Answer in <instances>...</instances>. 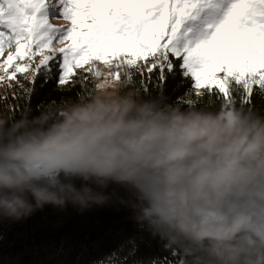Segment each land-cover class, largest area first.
<instances>
[{
    "label": "clouds",
    "instance_id": "clouds-1",
    "mask_svg": "<svg viewBox=\"0 0 264 264\" xmlns=\"http://www.w3.org/2000/svg\"><path fill=\"white\" fill-rule=\"evenodd\" d=\"M113 200L186 264H264V108L112 80L62 118L0 115V218Z\"/></svg>",
    "mask_w": 264,
    "mask_h": 264
},
{
    "label": "snow or ice",
    "instance_id": "snow-or-ice-1",
    "mask_svg": "<svg viewBox=\"0 0 264 264\" xmlns=\"http://www.w3.org/2000/svg\"><path fill=\"white\" fill-rule=\"evenodd\" d=\"M105 66L186 106L264 108V0H0V107L87 92ZM149 264L186 260L163 246Z\"/></svg>",
    "mask_w": 264,
    "mask_h": 264
},
{
    "label": "trees",
    "instance_id": "trees-1",
    "mask_svg": "<svg viewBox=\"0 0 264 264\" xmlns=\"http://www.w3.org/2000/svg\"><path fill=\"white\" fill-rule=\"evenodd\" d=\"M96 90V80L87 92L79 86L57 89L48 85L40 104L24 105L17 111H9L6 105L0 107V115L9 123L37 111L62 118L77 99L86 101ZM180 94L167 93L172 100ZM209 102L219 106L207 97L199 104ZM87 182L75 181L77 185ZM118 191L127 196L124 189ZM163 246L158 237L137 226L130 210L118 200L82 213L71 205L64 209L46 205L19 221L0 218V264H149Z\"/></svg>",
    "mask_w": 264,
    "mask_h": 264
},
{
    "label": "rangeland",
    "instance_id": "rangeland-1",
    "mask_svg": "<svg viewBox=\"0 0 264 264\" xmlns=\"http://www.w3.org/2000/svg\"><path fill=\"white\" fill-rule=\"evenodd\" d=\"M55 22H59V21H55ZM104 72H105V78L104 79H101L99 76L96 77V83H97V89L102 87L103 85L105 84H110L112 80H116V81H119L118 79H114V78H108L107 77V71L104 69Z\"/></svg>",
    "mask_w": 264,
    "mask_h": 264
}]
</instances>
